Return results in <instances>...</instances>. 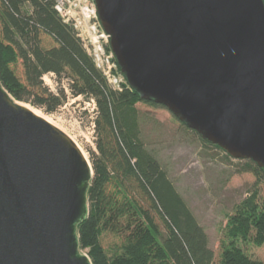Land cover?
<instances>
[{
  "label": "water",
  "instance_id": "95a60500",
  "mask_svg": "<svg viewBox=\"0 0 264 264\" xmlns=\"http://www.w3.org/2000/svg\"><path fill=\"white\" fill-rule=\"evenodd\" d=\"M127 86L264 170L262 0H94ZM93 176L78 145L0 82V264H91L78 225Z\"/></svg>",
  "mask_w": 264,
  "mask_h": 264
},
{
  "label": "trees",
  "instance_id": "16d2710c",
  "mask_svg": "<svg viewBox=\"0 0 264 264\" xmlns=\"http://www.w3.org/2000/svg\"><path fill=\"white\" fill-rule=\"evenodd\" d=\"M47 73L66 79L73 96L92 99L96 108L89 214L77 231L91 264H215L204 229L140 138L136 104L158 105L126 85L111 89L49 0H0L2 86L18 102L51 113L66 95L63 87L57 94L49 90L42 79ZM240 161L242 171L264 180L262 168ZM248 242L264 243V200L257 191L235 205L218 264H264L244 252L241 243Z\"/></svg>",
  "mask_w": 264,
  "mask_h": 264
},
{
  "label": "rangeland",
  "instance_id": "374dc122",
  "mask_svg": "<svg viewBox=\"0 0 264 264\" xmlns=\"http://www.w3.org/2000/svg\"><path fill=\"white\" fill-rule=\"evenodd\" d=\"M16 68L19 73L20 65ZM42 79L55 94L59 87L64 88L63 103L51 113L24 104L39 110L64 129L90 164V152L95 150L96 139L94 104L91 99L73 96L66 79L59 82L52 73L45 74ZM136 108L141 140L204 229L214 263L218 264L220 243L235 205L254 191H257L259 202H263L264 180L257 181L252 171H242L240 159L230 157L221 148L204 145L198 135L186 130L163 106L138 102ZM241 247L250 258L264 263V243L260 246L241 243Z\"/></svg>",
  "mask_w": 264,
  "mask_h": 264
},
{
  "label": "built area",
  "instance_id": "2783aa9c",
  "mask_svg": "<svg viewBox=\"0 0 264 264\" xmlns=\"http://www.w3.org/2000/svg\"><path fill=\"white\" fill-rule=\"evenodd\" d=\"M62 21L70 25L94 66L109 87L120 91L127 86L110 48V37L103 29L94 0H49ZM128 87V86H127ZM92 103L94 101L91 99Z\"/></svg>",
  "mask_w": 264,
  "mask_h": 264
},
{
  "label": "bare ground",
  "instance_id": "6f19581e",
  "mask_svg": "<svg viewBox=\"0 0 264 264\" xmlns=\"http://www.w3.org/2000/svg\"><path fill=\"white\" fill-rule=\"evenodd\" d=\"M17 103L21 104V105H24L26 106L27 108H29L32 112H34L36 115L44 118L46 121L50 122L51 124H53L54 126H56L57 128H59L60 130H62L64 133H66V131L64 129H62L61 127L57 126L50 117H48L47 115H44L42 114L39 110L35 109V108H32V107H28L26 104L22 103V102H18L16 101ZM67 134V133H66ZM68 135V134H67ZM71 138V137H70ZM73 140V139H72ZM81 150V149H80ZM82 151V150H81ZM82 153L84 154V157L86 158L85 156V153L82 151Z\"/></svg>",
  "mask_w": 264,
  "mask_h": 264
}]
</instances>
